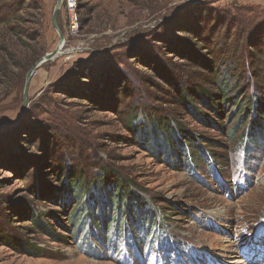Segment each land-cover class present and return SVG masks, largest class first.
Wrapping results in <instances>:
<instances>
[{
    "label": "rangeland",
    "instance_id": "rangeland-1",
    "mask_svg": "<svg viewBox=\"0 0 264 264\" xmlns=\"http://www.w3.org/2000/svg\"><path fill=\"white\" fill-rule=\"evenodd\" d=\"M12 1L40 60L56 0ZM78 16L65 42L82 51L32 74L22 115L26 76L0 85V264H264V0H80ZM76 176L90 196L72 216Z\"/></svg>",
    "mask_w": 264,
    "mask_h": 264
},
{
    "label": "trees",
    "instance_id": "trees-1",
    "mask_svg": "<svg viewBox=\"0 0 264 264\" xmlns=\"http://www.w3.org/2000/svg\"><path fill=\"white\" fill-rule=\"evenodd\" d=\"M15 5H17L16 2L12 0H0V85L4 86L5 90L12 84H14L13 86L15 87L20 85V83H22L25 79V76L31 66L41 57L42 54V49H39L37 45V38L34 35L25 32L23 28L20 29L17 27L16 24H19L18 22H20V17H17L13 12V8L15 7ZM29 42H32L33 47H29ZM28 49H30V51H28ZM11 69L16 70V73L12 74L13 77H11ZM16 79L17 84L14 83ZM224 89L220 91L221 98L226 97ZM186 91L190 92V89L187 88ZM201 92L206 96L207 99H211V96L208 92L202 90ZM197 94L199 96L200 93H196V95ZM180 99L181 101H183L184 107L190 105V99L188 98L186 93L183 94L182 92H180ZM187 108L189 109L190 107ZM212 111L215 112V110ZM214 114L219 115V112L216 111ZM158 122L162 123L160 120H158ZM162 126L164 127V125ZM128 128H133L131 120L129 122ZM135 131L138 133L137 128L135 129ZM108 175V173L103 172L101 182L103 184L113 182L115 183V187L118 188V190L114 191V198H119L120 194L123 195L124 192H126V196L129 198L128 191H123L122 185L118 184V182H120L121 180L117 179L111 181L109 180ZM70 182H72L70 184L71 190L73 191L74 189V192H76L79 196L77 198L78 201L75 203L73 212L71 213V215L74 216L78 211L77 205L80 201V198H82L84 194H89H86L87 189L86 187L83 188L85 183H82L80 176H76L74 179H71ZM124 186L126 187L127 185L124 184ZM116 204L118 206L121 203L116 202ZM72 222L73 226H76L78 224L76 219L72 220Z\"/></svg>",
    "mask_w": 264,
    "mask_h": 264
},
{
    "label": "built area",
    "instance_id": "built-area-1",
    "mask_svg": "<svg viewBox=\"0 0 264 264\" xmlns=\"http://www.w3.org/2000/svg\"><path fill=\"white\" fill-rule=\"evenodd\" d=\"M80 0H62V4L60 9H63L68 17V28L66 30V37L64 38L63 43V51L60 56L63 57V61L65 63L70 62L74 55L77 54L78 51H82V47H67V43L65 42L68 37H76L79 32L80 19L78 16Z\"/></svg>",
    "mask_w": 264,
    "mask_h": 264
},
{
    "label": "water",
    "instance_id": "water-1",
    "mask_svg": "<svg viewBox=\"0 0 264 264\" xmlns=\"http://www.w3.org/2000/svg\"><path fill=\"white\" fill-rule=\"evenodd\" d=\"M61 4H62V0H56L54 11H53L52 18H51L52 26H53V28L56 31L57 36H58V44L52 52L45 54L40 60H38L35 63V65L31 68V70L28 72V74L26 75L24 91H23V103H22V107H21V111H20L19 115H22V113L24 112V110L26 108L28 90H29V85H30V80H31L32 74L38 68H40L43 64H45L46 62L54 60L58 55H61L62 53H64V51L59 53V46L60 45L63 46L64 36H63L61 30L59 29L58 22H57V13L61 7Z\"/></svg>",
    "mask_w": 264,
    "mask_h": 264
},
{
    "label": "bare ground",
    "instance_id": "bare-ground-1",
    "mask_svg": "<svg viewBox=\"0 0 264 264\" xmlns=\"http://www.w3.org/2000/svg\"><path fill=\"white\" fill-rule=\"evenodd\" d=\"M62 48H63V46L62 45H60L59 46V53H61L62 52ZM264 227V226H263ZM264 231V230H263ZM264 241V240H263Z\"/></svg>",
    "mask_w": 264,
    "mask_h": 264
}]
</instances>
